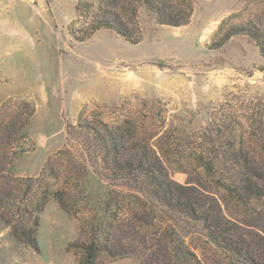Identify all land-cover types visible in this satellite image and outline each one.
<instances>
[{"label":"rangeland","instance_id":"1","mask_svg":"<svg viewBox=\"0 0 264 264\" xmlns=\"http://www.w3.org/2000/svg\"><path fill=\"white\" fill-rule=\"evenodd\" d=\"M192 3L181 27L143 6L139 32L124 13L139 37L131 43L106 28L84 42L71 34L85 36L100 11L113 13L109 0H0V264H80L95 224L96 264H155L172 231L201 264H230L180 208L186 196L166 209L154 197L164 192L138 170L150 145L173 188L216 189L238 176L227 152L236 145L264 182V57L250 37L233 34L264 27V2ZM200 153L216 161L214 174ZM225 197L237 237L263 258L264 198ZM32 206L42 209L27 215L38 214L37 249L6 221Z\"/></svg>","mask_w":264,"mask_h":264},{"label":"trees","instance_id":"2","mask_svg":"<svg viewBox=\"0 0 264 264\" xmlns=\"http://www.w3.org/2000/svg\"><path fill=\"white\" fill-rule=\"evenodd\" d=\"M193 0H109L110 5H113V13L107 11H100L96 18L93 20L88 33L85 36H78L75 32H71L75 40L84 42L90 38L99 29L106 28L115 31L118 35L122 36L129 42H137L139 40L133 36L129 24L123 21V14L128 12L131 23L140 32L137 15L140 7H146L149 12L154 14L158 22L162 25L172 27H181L187 25L193 15ZM264 2V0H255ZM88 8V6L86 7ZM78 11L82 13L81 6H78ZM113 16V18L108 17ZM252 24L251 27L236 29L233 34H244L256 42L264 57V27ZM147 148V149H146ZM145 156L139 161V169L145 170L148 178L152 181L150 184L155 188H160L164 194L155 193L157 202L166 209L173 210L175 206H183L181 202L173 204L172 200L175 195H185L187 202L184 204L186 208L180 207L184 210L190 219L203 225L207 237L218 249L226 253L230 264H264V257L259 259L256 257L255 252L250 249H245L243 243L246 242V236L241 234L240 238L237 237V224L227 215L224 204L226 197L229 195L239 196L237 202H242L244 195H248L249 202L264 198V190L262 186L264 182L256 177V172L259 170L256 159L249 157L250 152L246 147L232 145L227 151L235 154V159L231 161L232 166L237 171L235 181L229 184L219 182L216 189H197L196 187L177 185L172 187L173 182L165 179L163 163L155 154V150L149 145L146 146ZM247 150L248 155L244 161L242 157L244 151ZM154 153V157H153ZM154 161L160 167L154 164ZM198 161L205 173L214 174L216 169V161L207 160L204 154L200 153ZM175 184V183H174ZM215 190V191H213ZM223 192V193H222ZM139 197V196H138ZM138 197H135L139 200ZM32 211L40 213L42 209H35L34 206L26 207L25 209L19 208L18 217L16 219L7 218V222L12 225L14 235L25 244L37 249L38 242L36 238L37 228L39 226L38 214L34 218V222H30L28 216L31 218ZM189 208V209H188ZM28 210V211H27ZM179 210V209H178ZM28 215V216H27ZM98 224H95V237L92 238L90 243L82 245L81 252L82 258L80 264H96V259L102 251V243L98 235ZM177 231L167 232L164 241L161 245L160 258L155 264H201L197 255L189 248L186 241L181 238ZM260 235V234H259ZM258 240L264 245V236H259ZM262 241V242H261ZM154 245L150 246L152 249ZM158 246V245H156ZM143 264H153L145 262Z\"/></svg>","mask_w":264,"mask_h":264}]
</instances>
